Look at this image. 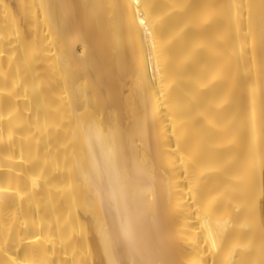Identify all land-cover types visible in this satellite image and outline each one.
Here are the masks:
<instances>
[{"label":"bare ground","instance_id":"obj_1","mask_svg":"<svg viewBox=\"0 0 264 264\" xmlns=\"http://www.w3.org/2000/svg\"><path fill=\"white\" fill-rule=\"evenodd\" d=\"M0 264H264V0H0Z\"/></svg>","mask_w":264,"mask_h":264}]
</instances>
